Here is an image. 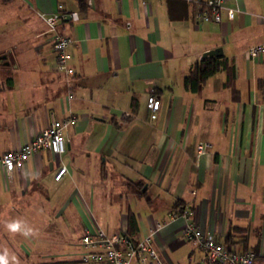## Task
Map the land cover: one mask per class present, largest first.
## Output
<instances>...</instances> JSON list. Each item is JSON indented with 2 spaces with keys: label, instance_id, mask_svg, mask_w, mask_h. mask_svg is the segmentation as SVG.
I'll list each match as a JSON object with an SVG mask.
<instances>
[{
  "label": "crops",
  "instance_id": "obj_1",
  "mask_svg": "<svg viewBox=\"0 0 264 264\" xmlns=\"http://www.w3.org/2000/svg\"><path fill=\"white\" fill-rule=\"evenodd\" d=\"M83 1L0 0V154L53 117L77 116L65 153L42 150L12 175L0 169L1 254L16 244L30 257L50 233L59 251L42 257L81 264L82 236L125 234L133 211L138 239L155 231L168 264H211L184 238L187 219L172 218L179 201L199 227L264 264V55H247L264 40V0H229L236 15L224 11L220 23L199 20L207 0ZM60 10L58 29L75 40L67 80L39 16ZM217 47L235 68L232 84L221 70L188 90L191 67ZM202 141L211 147L200 154ZM14 221L21 231L9 230Z\"/></svg>",
  "mask_w": 264,
  "mask_h": 264
},
{
  "label": "built area",
  "instance_id": "obj_2",
  "mask_svg": "<svg viewBox=\"0 0 264 264\" xmlns=\"http://www.w3.org/2000/svg\"><path fill=\"white\" fill-rule=\"evenodd\" d=\"M228 1L207 0L205 6L197 13L199 20L220 23L223 20L224 11L227 12L230 19H233L237 9L227 7ZM87 2L92 4V0H87ZM64 15L65 13L61 10L55 13L39 12V16L54 32L52 47L56 53L57 70L64 74L67 80L74 75V69L70 64L69 46L75 40L58 29ZM71 17L77 20L79 15L77 12H72ZM247 55L251 59L263 56L264 40L251 46L247 50ZM69 97L73 98V94L70 93ZM147 102L152 116L156 117L161 105L160 99L151 94ZM76 122L77 116L75 114H69L63 119L53 117L49 124L38 132L32 140L16 150L0 154V169L8 175H12L15 171L21 170L31 156L42 150L59 155L65 153L68 144L65 131ZM210 147L211 143L208 141L199 142L197 146L198 153H204ZM66 172L67 166L59 167L55 179L62 180ZM175 217H178V215L172 214V218ZM180 217L187 219L183 230L184 238L204 250L209 263L256 264L257 256L254 251H239L217 240L212 233L206 232L190 220L191 210L189 208H186ZM160 228H162V225L159 223L156 230ZM154 233L155 231L137 241H132L125 234L108 235L104 231H98L95 234L87 232L82 236V243L90 248V251L82 253L81 258L86 262H105L107 264H168L153 241Z\"/></svg>",
  "mask_w": 264,
  "mask_h": 264
},
{
  "label": "trees",
  "instance_id": "obj_3",
  "mask_svg": "<svg viewBox=\"0 0 264 264\" xmlns=\"http://www.w3.org/2000/svg\"><path fill=\"white\" fill-rule=\"evenodd\" d=\"M10 1V0H4ZM82 2H84L82 0ZM221 70H226L228 73L227 81L225 82L226 86L232 84L233 79L235 78V68L230 64L228 58L224 55L202 58L197 61L190 69L189 73L184 78L185 87L192 91L198 92L207 82V80L218 73ZM187 207L183 203L177 201L173 207L172 213H175L178 216H181L184 210ZM139 232V223L136 214L133 211L128 213V229L125 233V236L132 240L137 241ZM101 264H107L105 262H99Z\"/></svg>",
  "mask_w": 264,
  "mask_h": 264
},
{
  "label": "rangeland",
  "instance_id": "obj_4",
  "mask_svg": "<svg viewBox=\"0 0 264 264\" xmlns=\"http://www.w3.org/2000/svg\"><path fill=\"white\" fill-rule=\"evenodd\" d=\"M79 235V233H78ZM80 236V235H79ZM79 236L76 235V243L79 242ZM45 242L42 243V246H39L38 248H36L33 252V255H31L30 257L26 256L24 250H22L21 248H19L18 246H16V244L13 245V247L10 249H6L5 251H3L4 253H7V257L9 260V264H56L53 263V260L48 259V258H44L42 257L44 254H49V253H54L56 251H59V248L57 246H60L61 241L60 239L58 240L60 243L56 242L53 243L49 240H54V236L53 234H44L43 235ZM82 242V238L81 241ZM83 245V244H82ZM84 246V245H83ZM79 247V248H75V251H79L82 249L83 252H88L90 251V248L84 246V247ZM2 252L0 251V255ZM82 255V254H81ZM81 259H78L75 257L74 262L75 263H89L86 261H81Z\"/></svg>",
  "mask_w": 264,
  "mask_h": 264
},
{
  "label": "clouds",
  "instance_id": "obj_5",
  "mask_svg": "<svg viewBox=\"0 0 264 264\" xmlns=\"http://www.w3.org/2000/svg\"><path fill=\"white\" fill-rule=\"evenodd\" d=\"M8 228L12 232H18V231H21L22 224H21L20 221H14V222H12V223H10L8 225ZM30 231L31 230L28 229L23 234L24 235H28ZM0 264H9V260H8V257H7V253L6 252L3 255H0Z\"/></svg>",
  "mask_w": 264,
  "mask_h": 264
},
{
  "label": "water",
  "instance_id": "obj_6",
  "mask_svg": "<svg viewBox=\"0 0 264 264\" xmlns=\"http://www.w3.org/2000/svg\"><path fill=\"white\" fill-rule=\"evenodd\" d=\"M222 55H224L223 48L217 47V48L210 49V50L204 52L203 58L214 57V56L218 57V56H222ZM7 57L8 56L6 54H3L2 56H0V62L2 59H6ZM6 64H9V62L7 61Z\"/></svg>",
  "mask_w": 264,
  "mask_h": 264
}]
</instances>
